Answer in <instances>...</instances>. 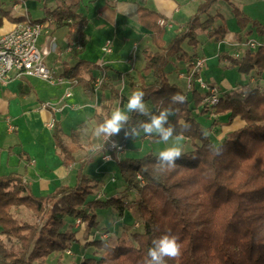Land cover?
<instances>
[{
    "label": "trees",
    "instance_id": "trees-1",
    "mask_svg": "<svg viewBox=\"0 0 264 264\" xmlns=\"http://www.w3.org/2000/svg\"><path fill=\"white\" fill-rule=\"evenodd\" d=\"M216 1L207 0L199 5L185 28L168 42L165 40L167 24L158 23L165 16L137 6V21L149 31L150 46L142 49L144 65L136 78L127 71L113 70L111 66L78 58L85 45L84 27L88 22L87 17L79 12L81 0H61L51 10L46 9L45 17L32 20L53 18V28L67 27L69 43L81 46L66 53L74 63L64 68L63 76L76 81L89 98L98 91L111 93L109 99L104 98L103 93L99 96L101 110L92 117L96 126L111 115L115 104L124 107L134 91L145 93V103L154 114L170 106L172 94L180 93L186 97V102L172 105L179 108V112L170 117V122L178 131H182L185 123L191 125L183 137L190 141L192 148L176 161L178 166L175 169L163 173L156 171L157 154L152 152L118 157L115 161L123 182L122 189L134 194L127 201L124 196L113 195L88 200L97 183L82 169L76 171L73 186L60 185L46 196L34 195L17 174L0 175V236L5 235L16 242L15 247H6L0 238V264H45L48 254L61 251L71 240L66 231L61 233V229L68 226L69 219L82 217L86 220L90 217L89 210L105 207H111L117 217L129 212L133 222L122 223V230L113 244L103 238L85 243L94 245L102 253L85 256L77 264H145L152 240L164 234L175 235L181 245V255L168 260L167 264H264V90L243 85L219 97L212 110L227 116L228 122L238 119L242 124L227 132L218 142L211 139L209 133L204 135L207 131L199 114H205L209 109L202 108L199 93L169 80L171 71L167 64L171 59L188 61L189 58L192 61L197 56L195 52L189 54L184 47V44L194 50L198 47L197 30L204 31L214 42L226 38L228 27L224 21L215 24L217 14L204 20L201 18ZM223 1L231 7L234 24L239 29L236 40L240 39L241 30L247 27L264 38L263 23L246 14L233 0ZM0 14L7 15L8 11L0 8ZM228 58L231 66L240 73L264 72V47L261 45L254 50L247 49L239 58L229 55ZM92 70L103 74L97 88L94 87L96 77ZM110 70L117 80H125L130 95L122 94L115 87L107 75ZM188 72L189 69L185 68L179 73L187 75ZM129 115L131 123L146 119L135 113ZM85 126L84 121L70 131L69 137L76 146L69 147L65 144L60 124L53 120L52 138L65 166L75 161L73 153L81 148L77 139ZM112 138L128 139L123 131ZM217 148L223 149L222 154L215 155L214 149ZM55 198L57 204L47 212V220L37 237L33 225L19 224L9 211L11 205L23 204L34 215H39L47 199ZM135 223L138 227L134 229ZM73 240L77 241L76 238Z\"/></svg>",
    "mask_w": 264,
    "mask_h": 264
},
{
    "label": "rangeland",
    "instance_id": "rangeland-1",
    "mask_svg": "<svg viewBox=\"0 0 264 264\" xmlns=\"http://www.w3.org/2000/svg\"><path fill=\"white\" fill-rule=\"evenodd\" d=\"M2 2H4V5L6 7L5 10H7L9 8V4L11 2V0H0ZM26 2V5L28 7H31V20H35L33 18H38L40 19V17L43 15V9H42V2L41 0H24ZM171 3H175V1L179 2V7L181 9L180 13L175 12L173 9H169V11L166 12V16L162 19L164 21L163 25L167 26V33L165 35V40L166 42H168L174 35H176V33L180 32L181 30H183L185 28V24L187 22L188 17L194 15L197 12V9L199 7V5L203 4L204 2H207V0H170ZM248 0H233V2L235 3V5L239 6H245L247 4ZM260 1V0H259ZM96 2V3H95ZM106 2V0H96L94 2H88L89 6H90V10L94 13L95 10L97 9H101L104 7V3ZM92 4H96V8L92 5ZM256 7L258 8V10H260L263 14V10H264V0H261L260 4H256ZM92 13V14H93ZM95 14V13H94ZM217 14V19L215 20V24L217 23V20L219 21V24L222 23V21H224V23H227V20L231 19L230 17H233V14L231 12V7L223 0H217L216 2H214L211 6L210 9H208V11L206 12V14H202L201 18L202 20H204L205 18H207L208 16H212V15H216ZM3 19V16L0 17V27L2 26L1 24V20ZM168 19L171 20V22L167 21ZM263 23H264V18L262 19V17L259 18ZM175 20V21H174ZM53 28V26H52ZM124 26H116L117 29V39L120 38H124V40L126 41V46L125 49H128L127 52L130 53H135L133 47H132V38L131 36H129V32L124 30ZM236 24H235V29H236ZM247 30V29H246ZM246 30H241L240 34V39L236 40L235 44H231L233 43L235 40H230L227 43L223 42L225 40V38L219 42H214L213 40H210L207 36V34L202 31V30H197V39H198V47L194 50L192 47H189L188 45L184 44V47L186 49V51L189 54H192L193 52H195L197 54L196 58H200L203 60L202 64H203V68L201 71V77L202 79L207 82L209 85L212 83L214 85H210V86H214V94L218 93L219 96H221L223 94V90L220 89V87L225 86L226 88H229L231 86H233V84H235V82L238 83V86H243V85H249V86H255L260 88L261 90H264V83L261 81V79L259 78L261 74H263V80H264V72L261 74H257L256 72L253 71L245 74V73H240L238 72L236 67H232L231 66V62L228 58L229 56H236L237 58L241 57L243 55V53L247 50V49H257L256 43L263 46L264 47V38L263 36L257 34L255 31L251 32V31H246ZM64 31V30H62ZM62 31H60L59 33L56 32L54 33V36L52 34H44V37H55L59 39L60 34L62 33ZM238 31L235 32V35H238L237 33ZM250 32V33H249ZM0 33H3L0 30ZM228 33H232V29L230 28V30H228ZM244 33V34H243ZM105 40V39H104ZM111 40V39H109ZM131 41V42H130ZM149 38L148 36H144L143 40L141 41V46L146 47V46H150V42H149ZM59 42V40H58ZM222 42V43H221ZM221 43V44H220ZM56 44V42H55ZM101 43H98V46L94 45V44H89L86 45L87 49H84V51H82V57L87 58L90 60V62L92 63H96V64H101L102 60L107 61L109 56H112L113 53L117 52V51H121L122 49L119 48L121 47V45H119L117 43L116 40H113L112 42V50L113 52L111 53V55L109 53H104L102 46H99ZM254 44V46H253ZM40 45L39 40H38V46ZM225 45V46H223ZM66 48V47H65ZM226 50V51H224ZM123 52H126L124 49L122 50ZM54 53V51H52ZM105 55V56H104ZM227 55V56H224ZM132 56V55H131ZM218 56V57H217ZM54 55L51 53L50 55H48L45 58V63L52 64V59H53ZM137 63L136 64H140V62L143 61L144 64V59L143 56L141 54V52H137ZM187 57V56H186ZM194 59V60H195ZM190 59L188 58V61L186 59H183L181 62L178 63V59L176 60V62L181 65H184L182 69L187 68L190 70V64L192 61H189ZM175 62V59H171V61L167 64V69L171 71L170 73V80L173 81L175 84H179L181 86V88L183 87L184 89L187 86V83L189 81V75L185 76L184 74H181L179 72H181V68H176L177 67V63ZM118 64L117 66H124L121 65L120 63H116ZM179 71V72H178ZM12 72H14V70H12ZM94 73H97L96 70H94ZM191 73V71H190ZM94 75V74H93ZM113 75V76H112ZM175 75V76H174ZM259 77H258V76ZM109 76V75H108ZM111 76V77H110ZM109 77L110 79L113 78L114 80H112L113 84L115 85V87L117 89H119V91L124 94V95H130L127 83L125 82V80H117L115 79L116 76H114V74H111ZM85 77L88 79V76L85 75ZM96 78H102L103 74L100 73L98 71L97 74H95ZM252 77L255 79L252 80ZM106 79V78H105ZM108 79V78H107ZM35 80V82H38V86L39 85H44L45 86V90L48 91L50 89V87H52L51 84H48L47 82L38 79H31V83L32 81ZM197 81V80H196ZM196 81L193 82V84H196ZM203 82V84L205 86H207L205 83ZM72 88H75L76 86H80L78 83H76V81H72ZM198 83V82H197ZM63 87V86H61ZM193 89L199 93V95L201 96V106L202 108H206L208 107L209 111L206 112L205 114H199L202 120L203 125L206 128L207 133H209L210 138L213 139L214 141H218L220 142L224 135L226 133H222L225 132V127L227 125L228 122V118L227 116L224 115H218L216 112H214L212 109L216 106V104H213L212 102V93H210L209 95H207V93H204V88H198L196 85L192 86ZM201 87V86H200ZM58 89H56L57 91H59L61 94H64V89L60 88V86L56 87ZM60 89V90H59ZM211 90V89H210ZM72 91V89H71ZM75 91V90H74ZM74 91L72 92V95L74 94ZM105 91V90H104ZM83 94H85V92H82ZM81 93V95H82ZM86 95V94H85ZM99 92H97L96 96V101H90L89 103V98L85 97V99H87L88 103L91 105V109L93 110L95 108V111L99 112L101 110V102L99 100ZM207 95V96H206ZM106 99H109L111 96V93L109 91L105 92L104 95ZM63 97V95H62ZM75 100H78V97L73 96V100H71V102H74ZM99 100V101H98ZM77 104V106L79 107L78 109L72 110L70 108H77V106L72 105V104H67V102L63 101L61 103H59L58 107H61L64 109L65 107H68L69 109L66 111V115L67 113H69V116L65 118V120L63 121V123L61 124V126H63L67 132L64 135L65 138V144H69V147H73L76 146L75 143L71 142V139L69 137V132L71 130V128H78V126L82 123V121L86 120V110L85 108L82 107V105L84 104L83 102H79V103H75ZM53 105V104H52ZM206 106V107H204ZM200 107V106H199ZM22 107H20L21 109ZM119 108L117 106V104H115V107L113 108V111L115 109ZM126 105L120 109H125ZM11 110L9 112H7L4 115H0L2 116L0 118V143H2V141L4 139L5 136H9V134H7V130H8V126L9 124H14L15 123V116L16 119L18 118V114L19 112V107L18 104L15 105V107H11ZM30 111H35L36 113H34L33 115L36 116V119L34 121H36V126L35 129H42V134L43 136L41 138L38 139L37 143L33 142L32 144L29 145L28 150H31V153L33 154L34 158H36V165L31 166L32 170L35 168H40L41 164L43 162H48L47 166L52 168V163L58 159V154H56L55 149H53L52 147H47L45 144L46 138H43L44 135H50V132L47 129H44L43 126V122L45 121V116L44 114H42L43 112L39 114H37V110H32L31 108H29ZM90 109V110H91ZM200 108H197V112H200ZM207 109V108H206ZM18 111L19 113L15 112ZM28 110V109H27ZM112 111V112H113ZM29 113V111H28ZM64 113V112H62ZM30 114V113H29ZM28 114V115H29ZM7 116L11 119L7 120ZM93 117V116H92ZM92 117L90 118L91 120H89L86 123V126L80 130L79 132V136H78V144L81 145V148L79 150H77L76 152L73 153V157L76 154V159L75 161L72 163L73 167H76L77 169H82V171L84 170V172H87L90 176H92L91 179H93L97 185L95 187H93L92 193L88 196V200H93L96 199L97 197V193L98 195L102 196V199H104L105 197H111L112 195L115 197H119V196H124L125 201L129 200V197H133L134 194H132L131 192L128 191H124L123 188V182L121 180V176L119 174V170L117 168L116 164V159L118 157H123V156H141L143 154H146L147 152H152L154 154H157L159 151L163 150L164 148L170 146L173 141H169L167 144L153 139V138H149L147 136L141 135L140 137L136 138L135 140H133L132 138H128L127 140H122V139H118V138H112V140H115L117 143H122L123 145L126 146V148L124 149V151L122 153H111V157L109 160L107 161H103L104 162H112L114 163L113 165V169L112 171L109 170V174L106 175L104 178V181L108 184L110 183V186H102L101 182L99 181L98 178L100 176V174L104 171L105 165L104 163H101L100 160L98 159L97 155H101V153L103 152V155L106 153L105 151V147H107L108 143L110 142H105L104 137H97L94 134V129L96 128L95 125V120L92 119ZM214 117H216L214 119ZM213 118V119H211ZM25 119L26 117H19L17 119L18 126H23L22 128H24L26 126L25 123ZM212 120V121H211ZM47 121V120H46ZM53 120H50V122H52ZM93 123H92V122ZM40 122V123H39ZM210 122H213V125H210ZM224 124V126L222 125ZM29 126V125H28ZM228 126V125H227ZM27 127V126H26ZM49 128V130L52 132V128H50L49 126H47ZM232 127V126H231ZM14 128V127H13ZM29 129V127L27 128ZM30 129L33 131L34 129H32L30 127ZM36 131V130H35ZM69 131V132H68ZM230 131V130H229ZM228 131V132H229ZM12 137V136H11ZM10 142L13 140L12 138ZM51 142H52V138H50ZM187 141V142H185ZM190 141L185 138L182 137V139L180 140V144L183 148V152H186L187 150L191 149L192 146L190 144H188ZM125 143V144H124ZM12 143H8L7 146L5 148H9L11 146ZM50 146V145H49ZM16 150V149H15ZM55 151V152H54ZM92 152H94L95 154L93 155V159H92ZM97 154V155H96ZM102 155V156H103ZM92 159V160H91ZM100 167V169H98ZM100 170V171H98ZM32 172H39L37 170H27V174L31 175L30 180H31V187L32 189H36L37 187L33 185L34 179L32 178ZM42 172V170H41ZM140 175L137 173V178ZM111 177V178H109ZM73 179L69 178V180L71 181ZM33 181V182H32ZM93 182V183H95ZM92 183V184H93ZM102 186V189H101ZM106 189V191L103 192V190ZM37 190V189H36ZM100 190V191H99ZM38 191V190H37ZM114 192V193H113ZM131 193V194H130ZM112 194V195H110ZM109 195V196H107ZM98 196V197H101ZM56 198L55 199H47V201L45 202V204H43L42 206V211L39 215H34L33 212L28 209V207L26 205H11L9 208V211L12 215V217L19 223V224H23V223H28L33 225L36 228V237L39 235V230L42 228V226L45 224L46 222V218H47V212L49 210H52V207L55 206L57 204ZM85 208V207H84ZM44 211V212H43ZM89 216L87 217V219H83L82 217H76L71 218L67 221V224L69 227H67L68 229L65 230L66 228H62L61 229V233L63 231H66V236H70V234L77 233V237L79 239H77V241L74 240H68L66 243V246L61 250V251H53L52 253L48 254V257H46L45 259V264H77L80 262V260H82L85 256H92L94 253L95 255H100L101 253L100 251L95 249L94 245H85L84 244H80L83 240L85 241L86 238H88L89 240L92 239H107L109 244H113L115 242V238L117 237V234H112L115 231L119 230L120 227H122V223L123 218H125V222L130 223L133 222V218L132 215L129 212H125L123 217H117L116 213L114 212V210L111 207H105L103 209H94V210H89L88 211ZM91 216L93 217L91 219ZM95 221V223H92ZM106 227L105 229H98V227ZM138 227V224L135 223L134 224V229ZM108 229L111 233L109 234V236H105L103 237V233H101L102 231ZM79 230V231H78ZM140 230V228H139ZM72 231V232H71ZM89 231H91V233H94L93 235L90 234L88 237L84 238V232L87 234ZM86 236V235H85ZM71 237V236H70ZM102 237V238H101ZM1 240L4 242V244L6 245V247H15L16 242L13 238H9L6 237L5 235H1L0 236ZM83 241V242H84ZM93 252V253H92ZM85 254V255H84ZM94 255V256H95Z\"/></svg>",
    "mask_w": 264,
    "mask_h": 264
},
{
    "label": "crops",
    "instance_id": "crops-1",
    "mask_svg": "<svg viewBox=\"0 0 264 264\" xmlns=\"http://www.w3.org/2000/svg\"><path fill=\"white\" fill-rule=\"evenodd\" d=\"M59 1H61V0H41V2L43 4L42 5L43 15L40 17V19L45 17L46 9L51 10L52 8H54L56 6V4ZM90 1L94 2L96 0H81V2H80L79 12L87 17L88 22L84 27V32L86 34L85 45L81 49V52L78 54V58L90 61L89 59L82 57V54H81V53H83L82 51H84V49H87L86 45H89L90 43L94 44L96 46H98V43H101L99 46H102L107 39H111V42H113V40H116L117 43L119 45H121V47H119V48H121L122 50L124 49L126 52H123L122 50L117 51L116 53L114 52L112 56L108 57L107 61L102 60V63L99 65L111 66V69L119 70L122 72L127 71L132 76H134L135 78H136L137 73L142 69V67L144 65L143 61L140 62V64H136L137 63L136 55H137V52H139V53L142 52V49L144 47L143 46L140 47L141 41L143 40L144 36L145 35L148 36V33H149V31L147 29H145L144 27H142L138 23L137 14H136V7L141 5V6L147 7L148 9L157 11L158 13L163 14L164 16H166V12L169 11L168 8L172 9L174 7L173 10L177 13H180V11H181V9L179 7L180 3L177 1H175V3H171L170 0H106V2L104 3V7L101 9L95 10L94 11L95 14H94L90 10V6L88 4V2H90ZM260 3H261V0L260 1L259 0H248L247 4L245 6H239V8H241L250 17L258 19L261 23H263L259 18L260 17H262V19L264 18V10H263V14H261L262 12L260 10H258V8L256 7V4H260ZM2 4H4V2L0 1V8L5 10L6 7ZM92 5L96 8V4H92ZM30 9H31V7H28L24 0H11V2L9 4V8L7 9L8 14L7 15H1L0 14V17L3 16V19L1 20L2 26L0 27V30L2 32L9 31L13 26L14 19H16L18 16H20L23 13L26 14L30 19L31 18L30 17L31 16V10ZM189 18L190 17H188L187 21L189 20ZM230 18H231L230 20L229 19L227 20L226 25L228 27V30H230V28L232 29V33H228V35H226V38L223 41L225 43H227L230 40H235L236 39L235 38V32L237 30L239 31V29H237V28L235 29L234 19L232 17H230ZM33 19H38V18H33ZM167 21L171 22L170 19H168ZM219 21L220 20H217L216 24H219ZM118 25L121 27L124 26L125 27L124 30L129 32V36H131V38H132V40H131L132 41V47L135 51L134 54L133 53L129 54L127 52L128 49H125V46L127 44H126V41L124 40V38L122 39L119 37V39H117L116 26H118ZM246 29H245L246 31L253 32L252 31L253 28H251V27H247ZM62 30H64V31H62ZM60 31H62V33L60 34L59 39L56 38V35L54 37L55 42H56V44H55L56 48L54 50V53L51 52L54 55V57L52 59V64H49V66L55 68L58 72H63V70L66 66H71L74 63V59L68 57V54H66L67 52L65 51V47L68 45V43L70 41V38H68V36H67L68 28L67 27H62L59 29L52 28V35L54 36V33H56V32L59 33ZM50 39H51V37L45 38L44 35H42L39 39V43H40L39 47L43 48V47L47 46ZM58 40H59V42H58ZM235 42H236V40L231 44H235ZM223 46H225V45H223ZM224 51H226V50H224ZM112 52H113V50L109 54L111 55ZM176 60L177 59H175V62H176ZM181 61L182 60L178 59V63ZM44 62H45V59H44ZM116 63H120L121 65H123V63H124V66H117L118 64H116ZM178 63H177L176 68L177 69L181 68V71H183L185 69V68L182 69L184 66V65H182L183 63L181 65H179ZM92 73L95 75L98 73V70H97V73H94V70H92ZM111 74H114V72L112 70L107 72V75L110 76ZM252 74H253V72H252ZM114 76H115V74H114ZM259 78L264 83V80L262 79L263 74H261ZM31 79L41 80L40 78H37V77H21V78L12 77L10 79V81L7 83V85H5V86L0 85V115L6 114L7 112H9L11 110L10 109L11 107L14 108L15 105L18 104L20 113L17 110L15 112L19 113L18 118L21 116L26 117L25 123L27 126V127L25 126L24 128H22L23 126L22 127L18 126V124H16V123H18V121H17L18 118L16 119V116H15V123L14 124L11 123L12 126L14 127L13 130L12 131H10L9 129L7 130V134H9L10 137L5 136L4 137L5 141L3 140L2 143H0V175L10 174V173L17 174V175L21 176V178L26 183V185H28L30 187V189L34 195L46 196L54 188H56L60 185L73 186L76 183V171L78 169L76 167H73L72 163L67 165V166H65L63 164L62 156L59 154V150L55 147V144H54V141L52 138V133L49 130V128L47 127V124L49 123L50 120L57 121L61 126V124L63 123L65 118L69 116V113H67V115L65 114L69 108L65 107L61 111H57V110L52 109L50 107L42 108V105L44 103H52L53 105L58 106L59 103L65 101V102H67V104H72V105L77 106V104H75V103L83 102L84 104L82 105V107L85 108V110H86V115H85L86 120H84V121L87 123L89 120H91L90 118L93 116V114L96 113L95 108L92 110L90 108L91 105L89 103H90V101L91 102L94 100L96 101L97 96L95 95V96H93V98H89L85 94L82 93L83 89L81 86H76L75 88H72V92L75 90L74 94L71 95L69 98L63 99L62 98L63 94L59 95V97H58L57 93H60V92L56 90V89H58L56 87H58L60 85H52V87H50V89L48 91H46L45 90L46 88L44 85L38 86L37 85L38 82H35V80H33L31 83L30 82ZM111 79L114 80L113 78H111ZM169 80H170V76H169ZM252 80L255 81V79L253 77H252ZM170 82L174 83L171 80H170ZM177 85L180 86L179 84H177ZM212 85H214V84H212ZM236 87H239L237 82H235V84H233V86H231L229 88H226L225 86L222 85V87H220V89H222L223 93H225V92H227L233 88H236ZM60 88L62 89L63 87L60 86ZM106 91L107 90H105L103 92L98 91L99 92L98 96H100V94H102V93H103V95H105ZM81 93H82V95H81ZM73 96L78 97V100L71 102V100H73ZM85 97L89 98V103H88L87 99H85ZM20 107H22V108L20 109ZM29 108H31L32 110H37V114H39V115L41 112H43L42 114H44V116L46 118L45 121L43 122L44 129H47L50 132V135L46 134L43 137V138H46L45 144L47 147H52L53 149H55L56 154H58V159H56L52 163V168L47 166L48 162H43L41 164L40 168L38 167V168L33 169V170L39 171V172H32V175H33L32 178L34 179V182L33 181L32 182H33V185L37 187L36 189L38 191L36 189H32L33 186L31 187V180H30L31 175L27 174V170L33 171L31 166L36 165V160H35L36 158H34L33 154L31 153V150H28V148H29V145L32 144L33 142L37 143L38 139L41 138L43 136V134H42V129H35L36 121H34V120L36 119V116H34L33 114L36 112L30 111ZM78 108L79 107L77 106V108H70V109L75 110ZM28 111L30 114L28 113ZM62 112H64V113H62ZM1 117L2 116H0V118ZM215 118L216 117H214V119ZM211 119H213V118H211ZM7 120L11 121V119L8 116H7ZM84 121H82V122H84ZM241 124H242V122L239 121L238 119H234L231 122L227 123L228 126L227 125L224 126V124H222L226 129L225 132H222V133H227L229 130L234 129L236 126L238 127ZM28 127H29V129H27ZM30 127L34 130L32 131L30 129ZM63 128L64 127L61 126L62 131L66 134L67 131ZM72 129L73 128H71V130ZM74 129H76V128H74ZM9 138H12L13 140L10 142L11 139H9ZM50 138H52V142H51ZM185 142H187V141H185ZM8 143H12V144L9 148H5ZM188 144H190V142ZM94 154L95 153L92 152V159H93ZM102 155H103V152L101 153V155H97V156H98V159L100 160V162L104 163V165H105V167L102 168V169H104V171L100 174V176L98 178L99 181H102L101 184L103 186L106 183L104 181V178H106L105 176L109 174V170L112 171L114 163L104 162L102 160ZM75 157H76V154L74 155V158ZM115 166H117V165H115ZM98 169H100V167ZM41 170H42V172H41ZM98 171H100V170H98ZM83 173L88 178H92V176H90L87 172H84V170H83ZM72 176H73V179L70 181L69 178H72ZM109 178H111V177H109ZM110 185H111L110 183H108V184L106 183L104 186H110ZM102 186H101V189H102ZM106 189L107 188H105L103 190V192L106 191ZM97 195H98V193H97ZM110 195H112V194H110ZM107 196H109V195H107ZM123 221H125V218H123ZM94 223H95V221L93 222V224ZM67 227H69V226H65V228H66L65 230L68 229ZM105 228L106 227H102V226L98 227V229H105ZM121 230H122V228L120 227L119 230L115 231L112 234H117V236H118L120 234ZM94 233H91V231H89L86 234L84 232V238L88 237L90 234L93 235ZM101 233H103L102 234L103 237H105V236L107 237V236H109V234L111 232L108 229H106V230L102 231ZM70 236H71L72 240L74 238L79 239L77 237V233L76 234L71 233ZM95 239H97V238H95ZM92 240H94V239H92ZM92 240H89L88 238H86L85 241L83 240L84 242L82 241L80 244H84V246H85V243L92 241Z\"/></svg>",
    "mask_w": 264,
    "mask_h": 264
},
{
    "label": "built area",
    "instance_id": "built-area-1",
    "mask_svg": "<svg viewBox=\"0 0 264 264\" xmlns=\"http://www.w3.org/2000/svg\"><path fill=\"white\" fill-rule=\"evenodd\" d=\"M19 17L24 18L21 20H15L12 28L9 31L0 33V85H7L12 77H37L48 84L63 86L64 94L62 98H69L72 95V80L67 79L65 76H63V72H58L55 68L47 65L44 62L45 57L56 48L55 38L51 37L48 45L43 48L38 46V40L42 35L52 34L53 18L48 17L41 21H32L24 13L17 18ZM158 23L163 25L164 21L160 19ZM257 46L260 45L256 43L255 48ZM72 48L80 49L81 46L70 42L65 48V51L68 52ZM102 49L104 53H110L112 51L111 40L107 39L104 42ZM202 62L203 60L199 57L191 62L190 70L188 74L185 75H189L187 88L191 89L193 88L192 86L195 85L198 88L203 87L205 90L204 92H208L207 95L212 93V103L216 104L219 101L220 96L218 93H213L215 88L214 86H210L202 79ZM12 70H14V72H12ZM101 81L102 78H96L94 87H99ZM194 81H196V84H193ZM203 82L207 83V86H205ZM47 107L57 111H61L63 109L62 106L58 107L52 105V103H44L42 105V108ZM52 125L53 121L47 124V126L50 128H52ZM8 129L10 131L13 130L12 124H9ZM117 144L120 146V148L118 152L114 150V153H122L125 149V145L122 143ZM105 151L106 153L102 156V159L107 161L112 158L111 153L113 152V149L110 147V143H108L107 147H105Z\"/></svg>",
    "mask_w": 264,
    "mask_h": 264
},
{
    "label": "clouds",
    "instance_id": "clouds-1",
    "mask_svg": "<svg viewBox=\"0 0 264 264\" xmlns=\"http://www.w3.org/2000/svg\"><path fill=\"white\" fill-rule=\"evenodd\" d=\"M145 93L142 90L134 91L128 98L126 108L115 109L111 115L103 122L99 123L94 129L97 137H104L105 142H110L113 150L119 151L120 146L112 137L118 136L123 131L125 137L135 140L141 135L156 137L159 141L173 143L159 151L155 157L156 171L163 173L175 169L178 165L177 160L184 157V152L179 143L183 133L190 130L191 125L185 123L182 131H178L176 126L170 122V117L179 112V108L172 105H182L186 102V97L180 93L172 94L170 97V106L163 108L154 114L147 107ZM131 113L146 119L138 120L135 123L130 122ZM207 135V132H204ZM223 149H214L215 155L222 154ZM152 246L148 249L145 264H167L168 260H175L181 255V245L178 237L171 234H164L153 239Z\"/></svg>",
    "mask_w": 264,
    "mask_h": 264
},
{
    "label": "bare ground",
    "instance_id": "bare-ground-1",
    "mask_svg": "<svg viewBox=\"0 0 264 264\" xmlns=\"http://www.w3.org/2000/svg\"><path fill=\"white\" fill-rule=\"evenodd\" d=\"M112 43V42H111Z\"/></svg>",
    "mask_w": 264,
    "mask_h": 264
}]
</instances>
